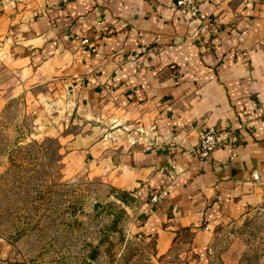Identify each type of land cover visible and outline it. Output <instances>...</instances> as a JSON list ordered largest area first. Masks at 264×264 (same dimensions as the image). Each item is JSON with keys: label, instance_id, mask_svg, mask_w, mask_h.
<instances>
[{"label": "crops", "instance_id": "crops-1", "mask_svg": "<svg viewBox=\"0 0 264 264\" xmlns=\"http://www.w3.org/2000/svg\"><path fill=\"white\" fill-rule=\"evenodd\" d=\"M175 2L0 0V101L53 131L157 255L206 256L264 201V0H203L197 20ZM211 19L216 36L194 38ZM210 129L238 142L202 157Z\"/></svg>", "mask_w": 264, "mask_h": 264}, {"label": "rangeland", "instance_id": "rangeland-1", "mask_svg": "<svg viewBox=\"0 0 264 264\" xmlns=\"http://www.w3.org/2000/svg\"><path fill=\"white\" fill-rule=\"evenodd\" d=\"M66 152L14 98L0 101V245L12 264H264V213L221 230L206 256L186 243L157 255L108 188L69 171Z\"/></svg>", "mask_w": 264, "mask_h": 264}, {"label": "built area", "instance_id": "built-area-1", "mask_svg": "<svg viewBox=\"0 0 264 264\" xmlns=\"http://www.w3.org/2000/svg\"><path fill=\"white\" fill-rule=\"evenodd\" d=\"M70 0H57L59 4H66ZM203 0H176L175 7L179 14L186 15L192 20L199 18L200 5ZM217 33V21L211 19L207 22H202L198 28L194 38L198 40L213 39ZM86 43V41H82ZM264 88V82H263ZM264 112V103L261 104ZM238 142V136L233 131L224 129H210L199 135L197 140V147L202 157L212 155L217 149L222 147L225 143L234 146ZM165 191L154 193L150 196L149 203L151 206L159 204L162 200L167 198ZM255 213H264V201L255 210Z\"/></svg>", "mask_w": 264, "mask_h": 264}, {"label": "trees", "instance_id": "trees-1", "mask_svg": "<svg viewBox=\"0 0 264 264\" xmlns=\"http://www.w3.org/2000/svg\"><path fill=\"white\" fill-rule=\"evenodd\" d=\"M95 255H92L91 258L94 259Z\"/></svg>", "mask_w": 264, "mask_h": 264}]
</instances>
